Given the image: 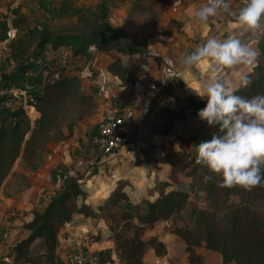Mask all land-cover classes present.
Masks as SVG:
<instances>
[{"label": "trees", "instance_id": "trees-1", "mask_svg": "<svg viewBox=\"0 0 264 264\" xmlns=\"http://www.w3.org/2000/svg\"><path fill=\"white\" fill-rule=\"evenodd\" d=\"M142 1L129 0L128 11L149 12L150 5ZM120 3L121 0H96L93 7L83 9L77 16L81 27L74 32L52 33L42 24L21 29L10 38L6 31L0 34V41H5L9 58L16 67L14 73L0 81V92H6L0 94V104L11 98L7 91L16 88L28 71L42 72L39 93L26 101L38 117L30 121L24 110L16 107L8 111L7 125H0V187L16 160L34 171L48 151L47 144L71 137L77 123L95 108L92 96L80 91L75 77L63 75L61 69L49 68L44 59L38 62L47 47L51 50L68 47L72 57L86 59L94 52L112 51L105 70L119 85L134 83L135 71L128 68V58L139 52V44L128 32L107 22L110 9ZM227 19L235 21L231 16ZM207 24L211 27L210 22ZM258 54V66L249 74L251 83L241 88L238 95L249 98L264 95V47ZM194 71L184 68L152 92L140 127L134 130L147 129L164 137L156 144L139 138L142 144L139 153L143 160H153L152 149H157L168 166L166 177L152 182L144 191H135L126 179H118L101 201L93 203L88 197L87 178L67 177V167L59 163L48 170V176L49 180L59 179L62 184L40 209L26 212L29 216L21 221L19 228L24 235L6 253L11 262L30 264L41 259L54 262L57 233L77 214L102 221L107 230L106 239L111 247L83 251L87 258L96 259L97 264H143L147 248L155 257L163 256L164 243L147 232L164 220L170 222L162 231L184 243L187 264H202L200 255L193 253L197 247L216 253L220 264H264V186L251 191L238 186L219 187L220 178L196 162L197 146L220 133L218 125L209 126L198 116L206 99L191 91L181 98L176 93L193 79ZM177 122H187L186 134L170 133ZM180 175L188 181H181ZM205 176L212 179L205 182ZM196 191L202 195L203 207L191 208L188 219L178 220L182 224L175 225L174 217L189 202L190 192ZM231 194H236L241 202L229 204ZM87 239L96 241L99 234L88 235ZM0 264L5 263L0 260Z\"/></svg>", "mask_w": 264, "mask_h": 264}, {"label": "crops", "instance_id": "crops-1", "mask_svg": "<svg viewBox=\"0 0 264 264\" xmlns=\"http://www.w3.org/2000/svg\"><path fill=\"white\" fill-rule=\"evenodd\" d=\"M148 1L150 5L149 12L152 14L151 19L148 18L146 20V24L143 18L140 23L135 22V19L137 17H146L143 15L147 14V11L129 12V0H121L118 6L110 9L107 19L110 26L128 32L134 37L137 44H139V52L128 58V68L134 70L136 76L132 85H119L117 79L105 70L104 65L112 56V51H106L104 57H102L103 52H94L90 58L86 59L84 57H72L68 47L60 46L55 50H51L48 47L45 49V52L49 53V58L57 55L60 51H65L64 53L67 56L66 62L70 66H65V68L63 65H59L61 73L66 76L75 77L80 91L86 95L92 96L95 101V108L91 115L79 121L75 127L74 134L66 139L67 144L70 143L73 148L83 155L88 156V154L93 153L88 148L86 141L90 137L89 133L92 130L96 131L97 125L105 117L120 116L129 127L133 130H138L148 98L152 92L157 90L165 81L170 80H163V78L173 73L177 74L185 68L180 64V58L186 51L185 46L182 44L185 40L184 37L187 26L181 21L186 19L188 13H192V5H189V2H185L178 8L175 4H172L175 0H171L170 2L163 1L161 3H157L156 0H143L142 2L146 4ZM197 1L199 5L206 2V0ZM112 11H114L115 14ZM112 20L115 24L112 23ZM235 23L236 21L226 20L222 25L230 29ZM207 26L209 27L208 24ZM234 30H236L235 27ZM171 37L173 39L170 40ZM242 37L246 42L250 39L254 41L253 47L256 48L258 53L261 48L264 47V35L253 37L250 33H245ZM90 50L93 51L92 48H90ZM96 62L100 63L94 65ZM157 62H168V67L173 63L175 66L174 70L168 71L164 70L165 68L159 69L157 68ZM49 68L55 67L49 66ZM192 68L195 69L191 74L193 79H189L182 89L177 90L180 91L179 94L176 92L180 98L190 91L196 95L190 87L195 88L197 82L200 81L199 70H201V68L195 66ZM70 69L72 71H69ZM144 76H146L145 78L150 80V82H154L153 79H155L157 85H155V87L150 85L148 88V85L142 82ZM156 79H158V81H156ZM37 93H39V90ZM17 95L21 94H15L12 97L18 99L19 97ZM20 97L22 105H18L17 107H21L24 110L30 121L37 118V111L26 102L29 97L25 98L24 95ZM104 102H110L111 109L110 107H104ZM62 131L66 134L64 128ZM172 132L186 134L187 122L184 124L177 122L176 126L170 131V133ZM136 133H139V138L149 144H156L164 139L162 135L154 134L147 129H142ZM62 142L63 143L55 151L47 144L48 153H45L41 164L34 171L27 170L26 168L23 169L19 160H16L3 182L8 180L10 174L17 170L15 167L18 166L19 168L17 171L19 173H16H18L19 178L23 176L24 179L33 180V178L40 177L41 182L38 184L41 185L43 183L45 186L49 180L48 170L57 166L59 163H64L67 167V177L78 179L87 178L90 182H86V186L89 187L88 197L91 202L95 203L103 199L104 195H106L114 182L118 179H126L135 191H144L150 188L152 182L164 179L167 175L168 166L160 157V153L157 149H152L154 157L153 160L148 161L143 160V155L141 153L125 149L117 150L108 156L94 153V157L89 159H83L82 157L74 159L68 156L67 145L64 141ZM86 149L89 151L85 153ZM91 163L93 164L92 166H90ZM179 179L181 181H188V179L181 175ZM29 184L31 185L32 183ZM29 184L21 182L19 186L13 190L19 198H15L16 196L12 194L11 190L5 192V189L1 190L2 185L0 187V199H2L5 205H10V201L19 202L21 215L25 214L21 217V221L28 218L29 214L26 213L27 211L34 208H41L47 200V198L43 199L44 195H46L45 197H49L54 194L53 191L41 192L37 186L35 196L32 197L31 194H34V192L32 190L28 192V187L25 186ZM145 197L148 199L151 198V196L147 195ZM169 222L170 220L159 221L147 232L149 235H156L162 240L166 248V253L161 257H155L152 250L147 248L143 254V264H187V253L184 251V243L176 236L162 231L163 226H167ZM174 223L175 225L182 224L181 221L178 220H174ZM96 233L99 234L98 240L92 241L87 239L88 235H94ZM19 234L20 237L17 239L15 238V240L8 245V249L6 248L7 252L10 246L24 235L21 230ZM106 236L107 230L102 221L90 217L81 218L79 215L74 214L71 216L69 222L57 233V244L53 252L54 262L41 259L30 264H66V256L70 252L78 250L90 252L111 247V243L106 239ZM193 253L200 255L202 264H220L216 253L202 247L194 248ZM0 260L5 263L3 258L0 257Z\"/></svg>", "mask_w": 264, "mask_h": 264}, {"label": "clouds", "instance_id": "clouds-1", "mask_svg": "<svg viewBox=\"0 0 264 264\" xmlns=\"http://www.w3.org/2000/svg\"><path fill=\"white\" fill-rule=\"evenodd\" d=\"M226 13L243 31L226 39L209 37L192 51L185 52L180 64L185 68L200 67L208 71L198 85L190 87L206 99L198 116L209 126L219 127L220 134L197 146L196 162L206 166L220 179L219 187H240L245 191L264 186V95L245 97L237 92L250 83L249 74L258 66V51L254 41L241 37L264 35V0H242L241 6L232 7L231 0H206L192 6V15L200 22ZM174 73L163 80L175 77ZM205 182L212 177L205 176ZM236 194L229 196V204H239Z\"/></svg>", "mask_w": 264, "mask_h": 264}, {"label": "rangeland", "instance_id": "rangeland-1", "mask_svg": "<svg viewBox=\"0 0 264 264\" xmlns=\"http://www.w3.org/2000/svg\"><path fill=\"white\" fill-rule=\"evenodd\" d=\"M165 1H171V0H156L157 3ZM189 2V5H197L199 6V2L197 0H175L172 2V4H175L176 7L182 6L183 3ZM96 3V0H0V34L2 32L6 31L7 36L13 37L16 33H20L22 31L21 29H26L27 27H31L32 25L37 27H41V25H45L47 27V30L49 32L55 33L60 30L64 32H74L80 29L81 24L77 23V16L82 12L85 8H91ZM232 7L237 8L241 6L242 0H231ZM149 5L148 3H146ZM171 4V3H169ZM192 9V8H191ZM114 14L115 12L112 11ZM113 14V15H114ZM151 12H147V14H144L143 16L146 17H137L135 19V22L140 23L142 22L141 19L145 21L148 18L151 19ZM111 15V14H110ZM227 16H229L226 13H220L217 16L210 17L208 21L206 22H200L199 20L195 19L192 15V13H188L185 20H182L181 22L185 23V26H187L186 33H185V40L182 44L185 46L186 51L190 52L192 51L197 45L205 42V40L209 37L215 36L218 39H226L229 35H238L242 32V29L234 30V27L232 28H226L223 27V22H225L227 19ZM14 21V22H13ZM143 21V22H144ZM17 23L16 26L13 25V23ZM211 23V28L207 26V23ZM112 23L114 21L112 20ZM182 23V24H183ZM115 24V23H114ZM181 24V23H180ZM214 25V26H213ZM173 26V25H172ZM171 26V27H172ZM213 26V27H212ZM183 36V35H182ZM243 39V37H241ZM173 39L172 37L170 40ZM8 49L5 44V41H0V81L3 76H7L8 74H12L15 72V64L10 60L9 55L7 53ZM65 51H60L57 55L49 58V53L45 52L42 56H40L37 60L40 63L41 59H44L46 61L47 66L49 67H55L56 69H59V65H63V67H69L68 63L66 62V54ZM184 52V53H185ZM105 52H103L102 57H104ZM96 62L94 65H97ZM157 68H165L164 70L172 71L174 70V64L170 65L168 67V62H157ZM169 64V63H168ZM65 67V68H66ZM64 68V70H65ZM201 70H199L201 78H206L208 75V71L205 68L204 64L202 63L200 65ZM205 69V70H204ZM69 71H72L71 69ZM42 73L41 71L37 70L34 72L28 71L22 81L17 84V89L25 90L24 97H33L37 94L40 86H41V79L42 76L40 75ZM97 73V72H96ZM44 75V73H43ZM142 79V82L144 84H147L148 88L150 85H157L154 82H150V80L145 78ZM158 81V79H156ZM139 82V81H138ZM200 81L197 82V85ZM140 83V82H139ZM193 84V83H192ZM97 85V84H95ZM98 86V85H97ZM153 88V87H151ZM179 92L180 91H176ZM11 98L8 99L6 102L0 104V125L6 126V116L11 108H15L18 105L21 104V95H17L19 98L12 97L13 95L10 94ZM13 108V109H14ZM111 109V106H110ZM3 123H2V122ZM2 123V124H1ZM95 133L94 130H92L89 133V136L93 135ZM66 143V147L68 148V156L70 158H77L82 157L84 158H92L94 157V153L88 154V156L81 154L78 150L72 147L70 143L67 144L66 140H59L56 142H49V146L52 150H57L58 147L63 143ZM50 150V149H49ZM89 150H85V153ZM48 153V151H47ZM45 156V154H44ZM43 156V157H44ZM93 164L91 163L90 166ZM21 166V165H20ZM18 166L15 167V169L18 170ZM22 168L24 169L25 166L22 165ZM15 170L10 174V177L8 180L3 182L1 190L5 189V192L7 190H11L12 194H14L16 197L19 198V196L16 194L15 191H13L16 187L19 186L21 182L23 183H32L31 185H25L28 187V192L32 190L34 194H31L32 197L35 196V193L37 191V186L39 187L41 192L45 191H53L54 193L58 191L60 188L62 181L59 179L55 180H48L46 185L42 183L39 185L38 183L41 182V178H33V180H28L22 178H19L18 171ZM18 172V173H16ZM29 181V182H28ZM37 182V183H36ZM36 183V184H35ZM36 189V190H35ZM44 195L43 199L48 198ZM52 196V195H51ZM50 197V196H49ZM202 195L200 192H190L189 194V202L187 205L180 211L179 215L174 217L176 220H185L189 217V211L193 207H203L202 202ZM10 205H5L0 199V257L3 258V260L6 262L8 259L7 257V249L8 245H10L15 238L20 237V229L21 226V217H23V214L21 215V210L19 209V202L17 201H10ZM5 235V237H3ZM7 248V249H6Z\"/></svg>", "mask_w": 264, "mask_h": 264}, {"label": "built area", "instance_id": "built-area-1", "mask_svg": "<svg viewBox=\"0 0 264 264\" xmlns=\"http://www.w3.org/2000/svg\"><path fill=\"white\" fill-rule=\"evenodd\" d=\"M7 92L12 95H24L25 90L13 88ZM5 93V91L0 92V94ZM103 106L109 108L110 102H104ZM86 142L88 148L93 153H98L102 156H108L120 149L139 152L142 147L138 134L134 132L120 116H108L103 118L97 125L95 133L91 135ZM3 237H5V235H3ZM5 264L20 263H13L8 258ZM66 264H97V260L94 258H87L86 253L78 250L67 254Z\"/></svg>", "mask_w": 264, "mask_h": 264}]
</instances>
